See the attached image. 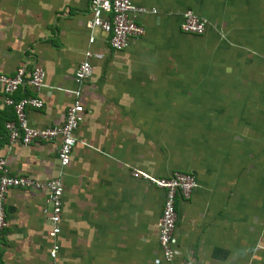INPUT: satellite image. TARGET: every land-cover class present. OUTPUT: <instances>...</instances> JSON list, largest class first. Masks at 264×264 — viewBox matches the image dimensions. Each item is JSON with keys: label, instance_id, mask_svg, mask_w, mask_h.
Segmentation results:
<instances>
[{"label": "crops", "instance_id": "crops-1", "mask_svg": "<svg viewBox=\"0 0 264 264\" xmlns=\"http://www.w3.org/2000/svg\"><path fill=\"white\" fill-rule=\"evenodd\" d=\"M134 2L156 12L138 17L143 36L112 52L99 32L88 43L89 0H0V73L45 71L30 126L60 125L85 51L104 54L81 86L83 119L63 169L58 141L8 143L4 124L14 116L0 86V155L10 174L61 175L64 186L54 239L45 193L9 190L0 264H166L163 191L132 177L134 168L197 177L191 197L176 200L175 264H264V0ZM186 9L206 20L202 36L180 31ZM32 95L26 87L13 97Z\"/></svg>", "mask_w": 264, "mask_h": 264}, {"label": "built area", "instance_id": "built-area-1", "mask_svg": "<svg viewBox=\"0 0 264 264\" xmlns=\"http://www.w3.org/2000/svg\"><path fill=\"white\" fill-rule=\"evenodd\" d=\"M155 9L135 4L134 0H89V17L85 27L88 31V43L93 44L95 33L104 35V44L112 52L125 50L130 41L144 35V27L138 23V17L145 13H155ZM180 31L183 34L202 36L206 31V20L191 9L181 12ZM104 54L86 50L84 59L77 65L74 82L77 88L73 91L75 100L65 111L63 121L58 126L35 128L29 125L27 111L43 107L42 99L37 93L45 86V71L40 66L31 69L19 67L11 75L0 73V86L3 93V106L11 108L13 120L6 121L4 128L8 143L30 145L36 142H59L57 160L63 169L68 167L72 151L77 143L75 132L83 119L84 108L80 101L81 86L92 75L91 60H102ZM30 88L35 95L14 98L21 88ZM61 176V175H60ZM55 177L39 181L26 175H12L7 167L6 159L0 155V232L8 226L5 212V200L10 189H34L45 193L46 208L50 228L48 235L54 239L59 229L62 212V196L64 186L61 178ZM131 176L146 181L163 191L162 210L158 220V246L162 260L166 264L174 263L173 239L178 222L176 200H187L191 197L198 181L194 174L173 171L163 177L152 176L140 169H131ZM57 245L54 242L49 256L55 259ZM185 264H192L190 262Z\"/></svg>", "mask_w": 264, "mask_h": 264}, {"label": "clouds", "instance_id": "clouds-1", "mask_svg": "<svg viewBox=\"0 0 264 264\" xmlns=\"http://www.w3.org/2000/svg\"><path fill=\"white\" fill-rule=\"evenodd\" d=\"M255 258V257H254Z\"/></svg>", "mask_w": 264, "mask_h": 264}]
</instances>
